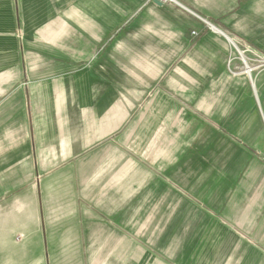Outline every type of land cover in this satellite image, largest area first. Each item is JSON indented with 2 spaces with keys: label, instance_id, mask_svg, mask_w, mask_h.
I'll list each match as a JSON object with an SVG mask.
<instances>
[{
  "label": "crops",
  "instance_id": "0c3cea01",
  "mask_svg": "<svg viewBox=\"0 0 264 264\" xmlns=\"http://www.w3.org/2000/svg\"><path fill=\"white\" fill-rule=\"evenodd\" d=\"M254 55L264 0H0V264H264Z\"/></svg>",
  "mask_w": 264,
  "mask_h": 264
},
{
  "label": "built area",
  "instance_id": "2783aa9c",
  "mask_svg": "<svg viewBox=\"0 0 264 264\" xmlns=\"http://www.w3.org/2000/svg\"><path fill=\"white\" fill-rule=\"evenodd\" d=\"M157 1H160L161 3H164V4H172V5L176 4V0H157ZM246 61H247V64L252 67V69L249 72L250 74H252L253 72L258 73V72L264 71V57H262L260 55H254V57L252 59H246ZM244 66H245V64H244ZM245 71L247 73L246 66H245ZM262 158L264 161V156Z\"/></svg>",
  "mask_w": 264,
  "mask_h": 264
},
{
  "label": "bare ground",
  "instance_id": "6f19581e",
  "mask_svg": "<svg viewBox=\"0 0 264 264\" xmlns=\"http://www.w3.org/2000/svg\"><path fill=\"white\" fill-rule=\"evenodd\" d=\"M244 64H245V66H246V70H247V72H248V74H250L249 72H250V70L252 69L249 65L247 66V63H246V61L244 62V61H242Z\"/></svg>",
  "mask_w": 264,
  "mask_h": 264
},
{
  "label": "rangeland",
  "instance_id": "374dc122",
  "mask_svg": "<svg viewBox=\"0 0 264 264\" xmlns=\"http://www.w3.org/2000/svg\"><path fill=\"white\" fill-rule=\"evenodd\" d=\"M241 57H243L244 58V60L246 61V58L244 57V56H241ZM241 60H242V58H241ZM243 61V60H242ZM246 63H247V61H246ZM247 66H248V64H247ZM251 67V66H250ZM252 68V67H251ZM249 76H251V74H249ZM264 156V155H263ZM262 160H263V158H262Z\"/></svg>",
  "mask_w": 264,
  "mask_h": 264
},
{
  "label": "water",
  "instance_id": "95a60500",
  "mask_svg": "<svg viewBox=\"0 0 264 264\" xmlns=\"http://www.w3.org/2000/svg\"><path fill=\"white\" fill-rule=\"evenodd\" d=\"M158 2H160V1H158Z\"/></svg>",
  "mask_w": 264,
  "mask_h": 264
}]
</instances>
